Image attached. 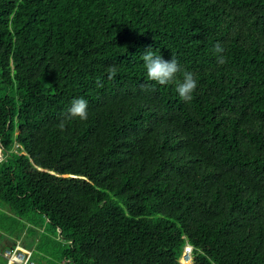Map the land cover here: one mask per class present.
<instances>
[{
	"label": "trees",
	"instance_id": "1",
	"mask_svg": "<svg viewBox=\"0 0 264 264\" xmlns=\"http://www.w3.org/2000/svg\"><path fill=\"white\" fill-rule=\"evenodd\" d=\"M0 146V253L264 264V0H0Z\"/></svg>",
	"mask_w": 264,
	"mask_h": 264
},
{
	"label": "clouds",
	"instance_id": "2",
	"mask_svg": "<svg viewBox=\"0 0 264 264\" xmlns=\"http://www.w3.org/2000/svg\"><path fill=\"white\" fill-rule=\"evenodd\" d=\"M149 49L142 56L147 80L159 85H167L174 82L177 73L181 72V67L177 59L171 57V59L166 60L162 55H154ZM223 52L224 48L219 42H217L213 47V53L216 55L217 63L220 65H223L226 62L222 55ZM108 74L109 79L114 78L116 75L115 68H109ZM96 85L97 87H103V84L99 79L96 81ZM196 88L197 81L194 78V74L184 71L182 82L176 84V91L179 97L185 102L191 101ZM76 118L80 120H86L88 118V102L82 97L72 100L71 106L66 114V119Z\"/></svg>",
	"mask_w": 264,
	"mask_h": 264
},
{
	"label": "built area",
	"instance_id": "3",
	"mask_svg": "<svg viewBox=\"0 0 264 264\" xmlns=\"http://www.w3.org/2000/svg\"><path fill=\"white\" fill-rule=\"evenodd\" d=\"M1 148V146H0ZM1 159V154H0ZM191 247L185 246L181 261L185 263L190 261ZM2 255L7 259L8 264H34V261L30 259V255L27 250L16 246L15 248H7L2 251Z\"/></svg>",
	"mask_w": 264,
	"mask_h": 264
},
{
	"label": "rangeland",
	"instance_id": "4",
	"mask_svg": "<svg viewBox=\"0 0 264 264\" xmlns=\"http://www.w3.org/2000/svg\"><path fill=\"white\" fill-rule=\"evenodd\" d=\"M0 154H1V148H0ZM1 156H2V154H1ZM53 231L54 230L51 227H48V233L49 234H51ZM2 242H3V239H0V243H2ZM20 245H21V243H20ZM30 248H33V247H30ZM30 256H31V259L39 260V256H37V255L36 256L35 255L33 256V254H32ZM189 263H190V261H186L185 262V264H189ZM0 264H7L5 258H3L2 256L0 257Z\"/></svg>",
	"mask_w": 264,
	"mask_h": 264
},
{
	"label": "crops",
	"instance_id": "5",
	"mask_svg": "<svg viewBox=\"0 0 264 264\" xmlns=\"http://www.w3.org/2000/svg\"><path fill=\"white\" fill-rule=\"evenodd\" d=\"M16 246H19V247H21V248L27 250L28 253H29V255H31V249H29V248H25L24 246L20 245V242H19L18 245H16ZM0 255H1L3 258H5V257L2 255V253H0ZM5 260H6L7 264H8V261H7L6 258H5Z\"/></svg>",
	"mask_w": 264,
	"mask_h": 264
}]
</instances>
